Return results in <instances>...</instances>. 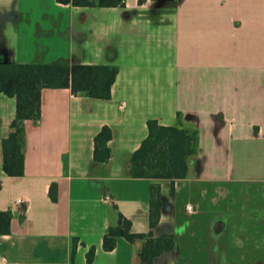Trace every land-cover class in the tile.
<instances>
[{
    "label": "crops",
    "instance_id": "1",
    "mask_svg": "<svg viewBox=\"0 0 264 264\" xmlns=\"http://www.w3.org/2000/svg\"><path fill=\"white\" fill-rule=\"evenodd\" d=\"M91 16L88 33L81 23ZM59 38L68 51H51ZM0 51L13 63L119 68L110 99L42 90L41 120L26 121L20 176L2 167L16 99L0 94V210L12 211L0 264H88L91 247L92 264H145L146 238L120 236L104 248L120 213L135 231L173 239L150 264H264V0H0ZM150 118L198 129L187 176H132ZM104 125L108 160L95 158ZM152 184L161 202L154 226Z\"/></svg>",
    "mask_w": 264,
    "mask_h": 264
},
{
    "label": "trees",
    "instance_id": "2",
    "mask_svg": "<svg viewBox=\"0 0 264 264\" xmlns=\"http://www.w3.org/2000/svg\"><path fill=\"white\" fill-rule=\"evenodd\" d=\"M74 6H121L125 0H58ZM119 68L108 63H69V62H0V94L15 97L16 116L11 122V130L2 140L3 171L5 174L20 176L25 173L26 121L39 122L42 117V90L47 87H68L74 93L110 99L112 86ZM179 116L181 114L178 113ZM181 125H165L155 118L148 120L149 133L137 148L132 157L130 171L134 177L148 178H180L189 173L190 160L198 151L199 131L188 127L179 120ZM112 129L104 125L95 136V158H110L109 140ZM57 184L50 187L53 200H57ZM158 187L151 186L150 224L154 226L159 219L160 200L155 197ZM12 211L0 210V234L11 231ZM146 238L144 249L145 264L162 250L173 247V239L155 238L151 231L140 232L132 229V220L120 213L116 225L107 229L103 244L111 250L116 246L117 239ZM95 248L87 253L88 264L94 260Z\"/></svg>",
    "mask_w": 264,
    "mask_h": 264
},
{
    "label": "rangeland",
    "instance_id": "3",
    "mask_svg": "<svg viewBox=\"0 0 264 264\" xmlns=\"http://www.w3.org/2000/svg\"><path fill=\"white\" fill-rule=\"evenodd\" d=\"M69 13H67V19H70V17H69V15H68ZM94 23L95 22H93V17L91 16L90 18H89V20L87 21V22H85V23H81V25L82 26H85V28L88 30V33H90L91 31V29L94 27ZM92 39V38H91ZM66 41H64L63 39H61V38H59V39H55V43H53L52 44V49H51V51H54V52H57V51H60V49H62V51L64 52V51H68V44L67 43H65ZM93 45L95 44V43H92ZM26 56V55H25ZM24 57V55H21V58H23Z\"/></svg>",
    "mask_w": 264,
    "mask_h": 264
},
{
    "label": "built area",
    "instance_id": "4",
    "mask_svg": "<svg viewBox=\"0 0 264 264\" xmlns=\"http://www.w3.org/2000/svg\"><path fill=\"white\" fill-rule=\"evenodd\" d=\"M16 201L19 202V203H21L22 202V197H18ZM190 208H191V206H189V209Z\"/></svg>",
    "mask_w": 264,
    "mask_h": 264
},
{
    "label": "flooded vegetation",
    "instance_id": "5",
    "mask_svg": "<svg viewBox=\"0 0 264 264\" xmlns=\"http://www.w3.org/2000/svg\"><path fill=\"white\" fill-rule=\"evenodd\" d=\"M0 58H5V55H4V53H2L1 51H0ZM0 62H3V61H0Z\"/></svg>",
    "mask_w": 264,
    "mask_h": 264
},
{
    "label": "water",
    "instance_id": "6",
    "mask_svg": "<svg viewBox=\"0 0 264 264\" xmlns=\"http://www.w3.org/2000/svg\"><path fill=\"white\" fill-rule=\"evenodd\" d=\"M0 61H3V62H9V60L5 57V58H0Z\"/></svg>",
    "mask_w": 264,
    "mask_h": 264
}]
</instances>
